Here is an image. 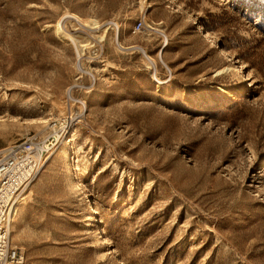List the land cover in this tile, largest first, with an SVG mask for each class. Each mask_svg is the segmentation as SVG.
<instances>
[{
  "label": "rangeland",
  "instance_id": "obj_1",
  "mask_svg": "<svg viewBox=\"0 0 264 264\" xmlns=\"http://www.w3.org/2000/svg\"><path fill=\"white\" fill-rule=\"evenodd\" d=\"M65 11L119 28L85 71ZM29 133L22 264H264V0H0V149Z\"/></svg>",
  "mask_w": 264,
  "mask_h": 264
},
{
  "label": "built area",
  "instance_id": "obj_2",
  "mask_svg": "<svg viewBox=\"0 0 264 264\" xmlns=\"http://www.w3.org/2000/svg\"><path fill=\"white\" fill-rule=\"evenodd\" d=\"M135 33L145 30V19L133 27ZM53 145L51 140L29 133L0 149V264H22L24 253L10 242L14 207L25 188L40 172Z\"/></svg>",
  "mask_w": 264,
  "mask_h": 264
},
{
  "label": "bare ground",
  "instance_id": "obj_3",
  "mask_svg": "<svg viewBox=\"0 0 264 264\" xmlns=\"http://www.w3.org/2000/svg\"><path fill=\"white\" fill-rule=\"evenodd\" d=\"M67 22H69L70 25L72 26L71 30L67 28V25H66ZM146 23H147V25L150 26V28L152 30H154L153 32L165 37L163 31L161 29H159L158 26H156L154 23L148 22V21ZM52 27H53V30L57 36L64 39L65 41H67L69 44H71L73 46V48L76 52L77 58H78V70L79 71L80 70L85 71V65L83 63V57L85 58V56H86L85 50L89 49V48H93L96 45L101 47L103 41L105 40V38L107 36V32H108L109 27L113 28V30H114L113 39L117 43H119V41H118V38H119L118 37V29L119 28H117V26L115 27V23L112 22L111 20L100 22L97 19L83 18V17H81V16H79L73 12L65 11L63 17L61 19L57 20ZM85 30H88L89 32H86ZM149 31H150V29H149ZM139 49L141 52H143L145 54L144 56L146 58V62L150 66V68L156 69L157 68V61L154 58H152L151 56L146 55V53H145L146 50H144L143 48H139ZM160 55H161V51H159L157 53L158 59L161 60ZM97 57H98V55H96L94 58H97ZM92 60H94V59H92ZM226 69H229V67L222 68V69L218 70L217 73L220 74ZM152 76H153V80L157 83H161V82L165 81V80H161L157 76L156 72ZM220 88L224 91L223 86H221ZM71 93H72V89H71V87H69L68 88V95H67L68 97L66 99L56 100V101L54 100V103L57 105L58 109L60 110V112L62 114H66V113L72 114L71 113L72 107L74 105H80V108H82L81 101L77 100L75 98L72 99V97L70 95ZM227 95L230 99L235 98V96H234L235 94L233 92H227ZM69 131L70 130H68L66 127L65 129H63L61 136L66 137L69 134ZM49 154H51V152ZM17 203H18V200L15 203L14 216H15L16 211H17ZM14 216L12 218H14ZM11 224H12V222H11ZM11 230H12V226H11Z\"/></svg>",
  "mask_w": 264,
  "mask_h": 264
}]
</instances>
